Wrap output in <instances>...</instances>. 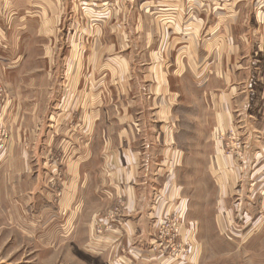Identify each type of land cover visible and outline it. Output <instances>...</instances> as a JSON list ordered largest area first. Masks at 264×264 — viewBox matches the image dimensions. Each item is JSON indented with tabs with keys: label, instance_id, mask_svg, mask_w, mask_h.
<instances>
[{
	"label": "crops",
	"instance_id": "obj_1",
	"mask_svg": "<svg viewBox=\"0 0 264 264\" xmlns=\"http://www.w3.org/2000/svg\"><path fill=\"white\" fill-rule=\"evenodd\" d=\"M29 79L49 102H35L26 126L31 150L18 138L0 163V264H84V254L89 264L90 251L114 264H188L152 250L172 197L197 264L178 183L187 161L211 165L217 226L243 209L231 200L248 188L223 137L245 134L259 145L245 156L264 163V0H0V80ZM111 208L121 223L104 218Z\"/></svg>",
	"mask_w": 264,
	"mask_h": 264
},
{
	"label": "rangeland",
	"instance_id": "obj_2",
	"mask_svg": "<svg viewBox=\"0 0 264 264\" xmlns=\"http://www.w3.org/2000/svg\"><path fill=\"white\" fill-rule=\"evenodd\" d=\"M29 71H32V67L29 68ZM19 86L22 89L21 92L25 94L24 97L21 92H16L19 91ZM33 87L32 79L20 83H4L0 80V163L8 160L9 153L15 144L14 141L18 142V138L22 140L25 138L27 149L31 150L30 148H32L29 146V137L32 136L33 130H29L26 126H33L31 124L33 117L38 115L37 113L33 114L35 102L46 101L47 103L42 108L49 102L48 97L45 99L33 97ZM16 101L21 104L19 110L18 107L15 110L13 108L17 105ZM9 103L12 107H7ZM44 114L45 112L42 113V116H45ZM44 131L42 129L40 132ZM223 144L225 153L228 156L233 155L231 158L238 160L234 166L240 165L242 169L239 174L241 176L234 175L231 171L229 177L234 175V181L238 186L243 185L252 190L245 189L241 194L233 196L234 199L231 200V203L237 202L238 198H241L243 209L234 211L232 222L224 218V221L221 220L220 226H217L215 223L217 185L216 178L211 172L210 163L206 161L202 163L187 161L185 163L184 170L180 172L178 183L185 187L184 194L190 199V212L187 221L190 219L195 222L198 238L201 241L199 247L202 248L203 257L197 264H264V223L263 225L252 224L258 216L264 217V163L261 164L258 160L248 159V156H245L249 151L256 152L259 145L257 142L253 144L245 134L243 137L237 131L225 133ZM202 150L204 152L205 147ZM30 153L29 161L33 164L35 158L33 153ZM238 155L242 156L244 160ZM58 162H62L61 157ZM230 168L232 167L230 166ZM232 169L234 170V168ZM228 180H232V178H228ZM220 181L222 179H219V183ZM153 196L157 204L162 202V195L155 194ZM176 200L172 197L164 206V211L158 221V226H156L157 241L152 245V250L158 252L163 249L171 259L177 261H181V256L186 255L188 264H192L190 261L194 244L190 240L183 239V234L190 227L187 225L180 204ZM248 203H252L246 206H250L249 211L244 209ZM247 211L251 214L252 220L243 223L242 214ZM119 213V210L111 208L104 218L109 221L115 219L117 223H121L122 219L118 216ZM108 225L111 227L110 224ZM64 228L66 229L62 232L65 234L73 232L72 227ZM94 231L96 232V227H94ZM85 259L84 254V264ZM87 259L89 264L119 262L116 258L102 257L93 251H90ZM73 261V264H83V261L78 258H74Z\"/></svg>",
	"mask_w": 264,
	"mask_h": 264
},
{
	"label": "built area",
	"instance_id": "obj_3",
	"mask_svg": "<svg viewBox=\"0 0 264 264\" xmlns=\"http://www.w3.org/2000/svg\"><path fill=\"white\" fill-rule=\"evenodd\" d=\"M0 94H1V89H0Z\"/></svg>",
	"mask_w": 264,
	"mask_h": 264
}]
</instances>
